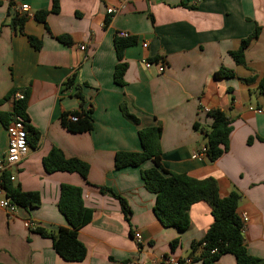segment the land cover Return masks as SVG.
Wrapping results in <instances>:
<instances>
[{
    "label": "crops",
    "instance_id": "obj_1",
    "mask_svg": "<svg viewBox=\"0 0 264 264\" xmlns=\"http://www.w3.org/2000/svg\"><path fill=\"white\" fill-rule=\"evenodd\" d=\"M21 4L27 11L18 12ZM52 5L53 0H0V100L11 89L26 92V124L38 133L35 145L29 144L28 153L6 174L12 186L40 195L35 208L18 207L9 214L0 207V264H169L165 257L187 258L191 242L212 222L208 204L190 205L183 231L163 226L153 213L154 194L141 178L151 161L121 168L113 164L115 152L140 150L138 129L156 123L163 167L199 179L213 177L220 197L237 192V212L247 218L246 249L264 260V89L258 87L264 77V0H126L123 7L119 0H57L55 12ZM109 7L116 11L108 13ZM42 10L49 11L45 23L34 18ZM15 16L25 19L14 24ZM255 28L258 34L243 52L244 65L236 64L228 51ZM122 33L136 41L123 51L124 84L117 85L113 41ZM28 35L41 40L39 49ZM62 35L69 44L57 39ZM142 59L162 61L165 69L145 68ZM221 67L234 76L215 78ZM69 77L83 103L75 88L64 89ZM122 105L137 123L123 118ZM11 108L12 98L0 104L1 110ZM88 108L94 118L90 131L61 126L63 113ZM214 108L225 113L232 128L227 150L210 162L205 155L193 157L205 142L194 123L208 129L207 112ZM52 147L84 160L87 182L75 172H46L42 158ZM6 150V128L0 122V155ZM60 184L79 186L84 205L92 209L91 220L78 230L86 247L81 261L64 260L50 238L32 230L67 224L56 204ZM99 186L126 198L128 219L118 200ZM176 238L179 244L172 249L170 241ZM219 262L235 264V258L223 254Z\"/></svg>",
    "mask_w": 264,
    "mask_h": 264
},
{
    "label": "trees",
    "instance_id": "obj_2",
    "mask_svg": "<svg viewBox=\"0 0 264 264\" xmlns=\"http://www.w3.org/2000/svg\"><path fill=\"white\" fill-rule=\"evenodd\" d=\"M57 0H53L51 11L57 10ZM49 11H38L34 18L45 23V16ZM24 16H15L13 23L21 24ZM108 22L106 21V24ZM105 24V25H106ZM258 34L255 28L251 34L240 41L237 49L228 51L230 57L236 64L244 65V49L250 39ZM29 43L35 48L41 47V40L33 35H28ZM57 39L64 44L70 43L68 36H57ZM135 37L116 35L114 37V49L117 63L114 66L113 81L117 85L124 84V72L126 63L121 61L123 51L126 47L134 44ZM157 59L150 61H156ZM215 78L232 77L234 72L221 67L214 72ZM259 91L264 89V77L259 82ZM75 88V95L83 103L80 90L73 83V77H69L64 85V89ZM19 92L11 89L6 96L0 100V104L12 98V108L10 111L0 109V122L5 127L16 117H20L27 122L26 92H23L22 99H15L14 94ZM75 116L72 121L70 116ZM211 118L208 129H202L197 123L194 128L201 130L204 137L205 157L213 162L219 158L228 148V136L231 131L229 118L225 113L214 108L207 112ZM130 116V115H127ZM60 124L70 132H86L93 127L91 108L81 109L70 113H63L60 117ZM28 142L35 145L38 133L27 124ZM161 127L159 123L138 129L137 136L140 142L138 151H117L113 157L115 168L126 166H139L145 161H151V166L141 170V178L144 187L154 194L153 213L155 218L163 226H172L180 231L189 226L188 209L190 205L204 201L210 208L212 222L204 235L190 244L188 257L192 264L194 261H201L202 264H222L219 262L223 254H231L235 258V264H264V260L248 253L243 234L241 217L237 212L240 195L231 191L227 196L220 197L216 180L213 177L194 178L186 173H176L163 167L160 161L159 138ZM42 164L46 172L65 171L79 174L86 182L89 166L76 157H66L64 153L56 147H52L42 158ZM2 188L5 195L18 207L23 209L35 208L40 204L38 191H22L19 186H12L9 176L3 175ZM101 192H108L119 202L120 209L128 219L131 211L125 197L115 193L106 186L98 187ZM57 207L66 220V225L59 226L52 230L35 226L33 231L43 237L51 239L55 252L66 261H81L86 255L85 245L78 239V230L86 225L92 218V209L84 205L82 199V189L71 184H60ZM179 244L176 238L170 241V247L174 249Z\"/></svg>",
    "mask_w": 264,
    "mask_h": 264
},
{
    "label": "built area",
    "instance_id": "obj_3",
    "mask_svg": "<svg viewBox=\"0 0 264 264\" xmlns=\"http://www.w3.org/2000/svg\"><path fill=\"white\" fill-rule=\"evenodd\" d=\"M120 7H123L126 0H119ZM28 6L27 4H21L18 8V12L27 11ZM116 11V9L109 7L107 9L108 13H112ZM122 36H128L127 33H122ZM146 43H143V46H146ZM80 49H84V45H80ZM143 66L145 68H149L154 65L157 69V72H163L165 69L164 63L162 61H150L147 59H142ZM23 93L16 92L14 94L15 99H22ZM72 121L76 120L75 116H70ZM27 122L20 117L14 118L5 128L7 133V150L4 155H0V207L5 209L9 214H14L15 211L18 209V205L12 202L6 195L2 188L3 183V175L6 173V170L18 163L27 153L29 150V142H28V131L25 127ZM205 146L203 145L199 150H197L193 157L198 155H205ZM241 222L244 228V223L246 222V216L240 215ZM26 226H29L28 222L24 223ZM134 238L137 241H140L141 236L139 232H135ZM165 261L169 264H189L191 260L189 258L185 259H176L174 257H165Z\"/></svg>",
    "mask_w": 264,
    "mask_h": 264
},
{
    "label": "rangeland",
    "instance_id": "obj_4",
    "mask_svg": "<svg viewBox=\"0 0 264 264\" xmlns=\"http://www.w3.org/2000/svg\"><path fill=\"white\" fill-rule=\"evenodd\" d=\"M120 112H122V116L125 120L130 121L134 124L138 122L137 118L134 115L129 114V111H127L126 106L122 105ZM127 115H130V116H127Z\"/></svg>",
    "mask_w": 264,
    "mask_h": 264
}]
</instances>
